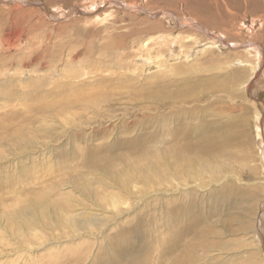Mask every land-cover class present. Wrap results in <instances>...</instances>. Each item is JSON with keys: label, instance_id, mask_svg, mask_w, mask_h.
I'll return each mask as SVG.
<instances>
[{"label": "bare ground", "instance_id": "obj_1", "mask_svg": "<svg viewBox=\"0 0 264 264\" xmlns=\"http://www.w3.org/2000/svg\"><path fill=\"white\" fill-rule=\"evenodd\" d=\"M166 1L172 6L176 2ZM184 1L192 17L176 11H158L160 15L171 18L178 30L158 34L156 31L163 28L165 23L154 22L151 29L146 31L150 33L149 36L140 42L138 49L129 55H119L121 65L124 66L121 70L138 73V76L119 75L120 79L115 84L97 81V86L90 92L77 95V102L56 99L45 101L46 104L42 103L44 101L36 102L38 107H34L25 100V103L6 101L0 105V111H3L0 113V141L10 146L11 143L13 147L19 144L26 151L28 143L24 142L31 136L30 144L36 148H44L42 144L45 141L54 143L59 140L60 145L66 143L67 138H58L56 131L50 129L44 130V137L43 134L35 132L38 130L30 136L29 125L26 123L32 122L29 115L34 112L52 116L56 120L61 119L64 127L74 126L76 129L73 128L69 133L72 134L69 141H84L80 144L99 141L97 149H86L80 156L71 155L70 162L60 164L58 169L50 156L45 157V170L42 173L39 170L34 172L29 191L19 192L28 185L27 176L21 178L26 173L17 178H7L9 181L10 178L15 179V182L9 184L13 190L7 186V195L15 194L16 205L19 207L14 210L5 209L1 213L0 261L4 258V252L15 246L18 248L13 256L27 253L30 245L36 247L45 242H50L56 250L62 249V242H69L76 247L79 244L74 241L88 240L90 234L93 235L85 232L102 225L114 224L117 219L120 225L131 220L142 224V227L136 229L141 234L132 233L140 238V243L122 249L124 244L117 242L113 246V254L100 264H120L125 257H131L132 262L128 264H246L244 261H237L236 255L225 259L224 255H232L230 251L233 247L221 246L216 240L219 232L211 223L216 213L213 210L204 212V207L198 205L192 197L195 193L206 192L212 188L214 192L220 193L224 188L226 193L233 186L230 179L238 176L234 174L235 165L229 159L242 147L240 140L250 137L252 129L253 132L255 129L259 131L256 134L257 139L255 138L256 144L259 138H263L261 154L258 150L256 152L260 165L252 167L247 163L242 168L253 173L258 169L264 170L263 121L260 122L259 115L256 114L252 118L255 123H251V118L245 115L244 120L234 119L229 124H224L219 119L223 114L213 116L211 120L208 117L201 119L200 116L205 113L199 114L200 111L195 110L194 106H197L195 103L202 100L201 96L206 92L214 94L220 91V97L224 94L231 100L237 93L246 97V92H251L255 86L258 66L264 62V46L255 41V47L242 46L243 50L236 51L235 60L223 61V65L216 68L227 73L222 81L218 77L208 79L209 81H186L173 77L187 74L189 69L186 66L196 61L199 55L208 52L214 54L215 48L221 50L216 45L225 43V39L229 43H243L231 41L227 36V29L234 26L232 22L235 18L229 12V6L240 8L242 3L246 8H253L254 12L264 6V0H225L229 1L226 13L221 12L219 0H214L215 9L209 0ZM136 7V4L128 5L129 9ZM259 19L260 17L253 16L254 29L251 33L258 31L259 25L264 27ZM206 31L222 32L227 38L218 37L202 45L197 36L198 33ZM117 43L119 39L113 42L114 45ZM95 74L100 75L101 79L111 75L108 71L93 73L84 69L81 74H75L73 79L81 80L92 76L96 78ZM131 79L139 81L141 85L133 84ZM153 79L155 81L145 83ZM85 87L83 85L80 89ZM87 90L89 88L86 87ZM18 107L23 108L21 116ZM255 109L257 110L256 106ZM71 110H75L74 116L67 112ZM84 111L92 112L99 120L121 122L113 127L119 128V133L114 135L109 130L96 131L92 127L93 131L84 136L83 132L87 127L81 122L82 117H75ZM23 117L27 120H23ZM132 117L130 122L122 123L126 118ZM80 144L77 143L76 147ZM250 158L247 161L250 160L251 163L253 161ZM261 183L264 187V180ZM22 196H27V200H21ZM31 196L33 197L30 198ZM4 201L1 205L6 206ZM24 203V207L20 206ZM260 204L259 225L264 222V198ZM155 206H158V217L148 215L145 221H138L144 210ZM153 223L158 226L148 232L145 228L151 227ZM239 230L229 228L228 231L236 234ZM254 238L256 239V234ZM262 239L261 237L259 241L262 246L252 242L256 251L264 249ZM91 248L88 249L89 253ZM49 257L57 262L61 261V264L85 262L79 253H74L65 260L53 253Z\"/></svg>", "mask_w": 264, "mask_h": 264}, {"label": "rangeland", "instance_id": "obj_2", "mask_svg": "<svg viewBox=\"0 0 264 264\" xmlns=\"http://www.w3.org/2000/svg\"><path fill=\"white\" fill-rule=\"evenodd\" d=\"M152 1L155 0H0V105L2 106L6 101L15 104H18L19 101H23V103L27 101L29 105L32 104V106L38 107L36 102L44 101L42 103H45V101L50 102L56 99L77 102V95H85L90 92L92 88L97 86V81L98 83L105 81L106 84H115L120 79L119 75L138 76V73L132 74L121 70L124 66L121 65L119 55H129L138 49L140 42L149 36L150 33L146 31L151 29L154 22L161 23L160 21H162V23H165L163 28L161 27L156 31L158 34L178 30L176 23L171 18L160 15L158 11L169 10L185 14L184 16L187 17L193 16L187 10L186 1L184 0H173L176 1L175 6L169 5L166 0H161V2ZM238 1L241 2V0ZM95 2L98 3L95 4ZM209 2H212L210 4L215 9L214 0H209ZM219 2L221 12L226 13V5L229 1L219 0ZM129 4H136L137 7L129 9ZM165 4L168 6H165ZM240 5V8L229 6V12L235 18H232L234 26H231L232 23L228 25L231 27L227 29V36L229 39L231 38V41L243 43H229L224 38L225 35L221 34L222 32L206 31L198 33L197 38L198 41L203 43L202 45H206L212 39H218V37H223L226 42L218 43L216 46L221 47V50L213 49L216 51L214 54L208 52L199 55L196 61H192L186 66L189 69L187 74H181L173 77V79L209 81L208 79L218 77L219 81H222L227 73L216 69L217 66L223 65V61L235 60L237 58L235 53L243 50L242 46H253L255 41L264 46V27L262 28L259 25L257 26L258 31L251 33L254 29V26H252L253 16L260 17L259 20L264 25V6L253 12V8H246L242 3ZM184 16L180 17L183 18ZM227 36L225 37L227 38ZM115 39H119V43L116 45L113 44ZM235 48L237 50H234ZM250 50L253 51V48ZM84 69L93 71V73L108 71L111 75L109 77L105 75L106 79H101L100 75L98 76L100 73L95 74L97 75L96 78L92 76L89 78L84 77L81 80L73 79L75 74H81ZM150 73L147 72V74ZM257 77L254 88L251 92H246V97H242L237 93L231 100L225 97L224 94L220 97V91L214 94L206 92L204 96H201L202 100L195 103L197 105L194 106L196 107L195 110L200 111L199 114L205 113L201 115L202 117L200 116L201 119L208 117L211 120L213 116L223 114L219 119L224 124H229L234 119L244 120L245 115L251 118V123H255L253 119L257 114L260 118L259 121H263V128L264 62L261 63L260 67L258 66ZM131 80L133 84L141 85L139 81ZM151 81H155V79L148 80L145 83L149 84ZM83 85L89 90L86 91V87L80 89ZM251 103L256 105H251ZM17 110L21 116L23 108L18 107ZM1 112L3 113V111ZM67 112L69 115L74 116L75 110ZM93 115L89 111L75 115L76 119L82 117V120H80L87 127L83 132L84 136L92 132L94 127L97 129L96 131L109 130L114 135L119 133L117 132L119 128L114 129L113 127L118 126L117 124L121 122L99 120ZM29 118L32 119V122L29 121V124L28 122L26 124L29 125L30 136L35 130H38L35 132L40 135L43 134L42 137H44V130L50 129L56 131L58 138L65 137L67 140L66 143L61 145L59 140H55L54 143L45 141L42 144L44 148L48 143L51 145H48L45 150L42 146H37V148L31 146L30 138L32 136L29 140L24 137L26 139L24 143H28L26 151L19 144L13 147L12 143L10 146L0 141V184L2 185L0 205L3 200H5L3 204L6 205L0 206V217L3 210H14L19 207L16 205L15 194L7 195L8 189L11 188L9 184L15 182V179L10 178L9 181L7 178L11 176L17 178L26 173L21 178L27 176L28 185L25 190L19 191L24 193L31 188L30 184L33 181L34 172L39 170L42 173L45 170L43 160H46L47 156L51 157L58 169L60 164L71 159V155L80 156L87 151L86 149L91 151V149H97L99 146V141H89L86 144H80V142H84L82 140L69 141V136L72 135L69 133L75 127L62 126L61 119L56 120L52 116H43L35 112L30 114ZM22 119L27 120L26 117ZM132 119L133 117L126 118L122 123H128ZM257 131L255 129L253 132L252 129L249 138H242L240 140L242 147L237 153H233L234 157L229 159L233 161L235 165L234 174L238 176V178L233 177L230 179L233 186L226 193L223 191L224 188H222V193L214 192L212 188L209 190L210 192H198L192 197L198 205L204 207V212L213 210L216 213V217L211 222L212 226L219 232V237L216 240L220 242L221 246L233 247V250L230 251L232 255H224L225 259L227 260L236 255L237 261H244L246 264L247 262L248 264H256V262L257 264H263L262 261H264V249L256 251L253 244L255 241V244L259 245L261 237L264 242V222L259 225L260 201L264 198V187L261 183L264 180V170L258 169L256 173H253L249 169L242 168V165L247 163L252 167L257 165L259 167L260 165L256 152L258 150L261 154L263 138H259L256 144ZM240 141L238 140V142ZM77 143L80 146L76 147ZM247 158H250L253 162L250 163ZM36 193L40 194V192ZM21 200L26 201L27 196H22ZM25 205L24 203L20 206L24 207ZM157 209L158 206L152 207L150 210H144L138 221H145L148 215H157L159 212ZM157 226V223H153L151 227L145 229L150 232ZM138 227H142V224L131 220L127 224L120 225L119 220L116 219L114 224L102 225L99 228L95 227L92 231L85 232V234L92 233L93 235L90 234L88 240L74 241L75 244H79L76 247L70 245L69 242H62V249L56 250V248H52L53 245L50 242H45L36 247L30 245L27 253L16 256H13V252L18 247H11L9 251L4 252V258L0 261V264H10L12 262H19V264H61V261L57 262L49 257L51 253L60 257L61 260H65L74 253H79L84 257L85 262L83 264H100L102 260L113 254L112 249L117 242L124 244L125 247H122V249L137 246L140 243V238L132 235V233L141 234V231H136ZM229 228L240 230L236 234H232L228 231ZM142 233L145 234L143 231ZM255 234L256 239L254 238ZM147 240L150 239L147 238ZM249 244L251 246H248ZM90 247L92 248L89 253L88 249ZM20 256H23V258H20ZM129 262H132L131 257H125L124 260L121 259L120 264H128Z\"/></svg>", "mask_w": 264, "mask_h": 264}]
</instances>
